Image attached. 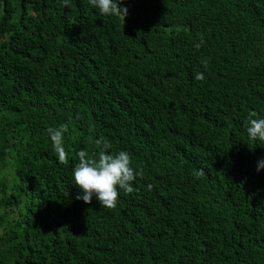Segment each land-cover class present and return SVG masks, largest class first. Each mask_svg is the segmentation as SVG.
Returning a JSON list of instances; mask_svg holds the SVG:
<instances>
[{
  "label": "trees",
  "instance_id": "1",
  "mask_svg": "<svg viewBox=\"0 0 264 264\" xmlns=\"http://www.w3.org/2000/svg\"><path fill=\"white\" fill-rule=\"evenodd\" d=\"M119 6L0 0V264H264V0ZM101 137L144 172L111 210L72 178Z\"/></svg>",
  "mask_w": 264,
  "mask_h": 264
},
{
  "label": "clouds",
  "instance_id": "2",
  "mask_svg": "<svg viewBox=\"0 0 264 264\" xmlns=\"http://www.w3.org/2000/svg\"><path fill=\"white\" fill-rule=\"evenodd\" d=\"M123 0H89V4L98 9L102 16L121 17L123 20L127 16V8L119 5ZM203 44V38L194 47L198 50ZM207 69L208 61H202ZM203 73L198 72L195 79L204 80ZM255 111L249 112L245 122L247 135L252 141L264 143V118H256ZM67 132V125L61 124L58 127H49L47 133L50 136L52 146L58 156L59 162L67 163L68 154L64 148V134ZM100 149L98 157L90 156L86 150L77 153L78 163L72 170V178L79 194L75 197L85 204L92 202L93 197L99 205L106 209H115L119 203L120 191L131 194L136 189L133 183L137 178H143V169L133 167L132 155L126 151H111L112 145L105 138L101 137L95 141ZM264 168V159L257 162V171ZM194 176L199 179L205 176L204 169L194 172ZM151 190L152 185L147 186Z\"/></svg>",
  "mask_w": 264,
  "mask_h": 264
}]
</instances>
